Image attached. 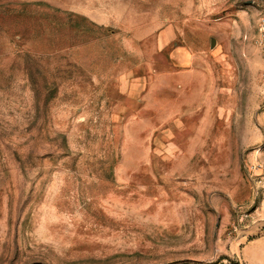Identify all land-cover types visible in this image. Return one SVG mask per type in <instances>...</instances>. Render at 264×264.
<instances>
[{"label":"rangeland","instance_id":"1","mask_svg":"<svg viewBox=\"0 0 264 264\" xmlns=\"http://www.w3.org/2000/svg\"><path fill=\"white\" fill-rule=\"evenodd\" d=\"M0 264H264V0H0Z\"/></svg>","mask_w":264,"mask_h":264}]
</instances>
